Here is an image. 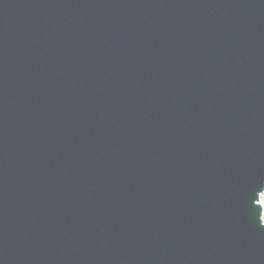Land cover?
<instances>
[{
	"label": "water",
	"instance_id": "95a60500",
	"mask_svg": "<svg viewBox=\"0 0 264 264\" xmlns=\"http://www.w3.org/2000/svg\"><path fill=\"white\" fill-rule=\"evenodd\" d=\"M264 0H0V264H264Z\"/></svg>",
	"mask_w": 264,
	"mask_h": 264
},
{
	"label": "rangeland",
	"instance_id": "374dc122",
	"mask_svg": "<svg viewBox=\"0 0 264 264\" xmlns=\"http://www.w3.org/2000/svg\"><path fill=\"white\" fill-rule=\"evenodd\" d=\"M261 203H262L263 206H264V193H263L262 196H261Z\"/></svg>",
	"mask_w": 264,
	"mask_h": 264
}]
</instances>
